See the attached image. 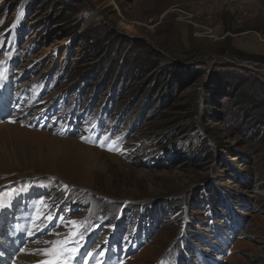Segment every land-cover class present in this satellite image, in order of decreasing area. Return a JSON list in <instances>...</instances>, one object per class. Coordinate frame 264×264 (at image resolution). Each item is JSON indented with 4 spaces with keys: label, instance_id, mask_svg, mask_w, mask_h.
Returning <instances> with one entry per match:
<instances>
[{
    "label": "rangeland",
    "instance_id": "374dc122",
    "mask_svg": "<svg viewBox=\"0 0 264 264\" xmlns=\"http://www.w3.org/2000/svg\"><path fill=\"white\" fill-rule=\"evenodd\" d=\"M189 1L0 0V124L35 151L48 132L118 155L89 186L0 169V209L69 230L52 253L30 239L43 262L264 264V0L242 22L217 4L220 41L179 19Z\"/></svg>",
    "mask_w": 264,
    "mask_h": 264
},
{
    "label": "bare ground",
    "instance_id": "6f19581e",
    "mask_svg": "<svg viewBox=\"0 0 264 264\" xmlns=\"http://www.w3.org/2000/svg\"><path fill=\"white\" fill-rule=\"evenodd\" d=\"M2 82L3 79H0V85ZM20 130L17 125L0 124V169L7 164H33L41 169L62 175L76 176L83 185L89 186L93 180L94 170L106 169L105 163L100 159L101 157H106L113 162L118 161V155L111 147L108 153H103L84 144L83 138L80 136L66 138L51 135L48 132L37 133L42 137L44 145L41 144L38 151H35L26 142L17 140ZM55 211L52 207H48L40 214V219H43L45 224L48 222L50 224L49 226H41L39 224L40 219L32 222L25 213L13 209L10 202H4V206L0 209V264H39L43 262L44 260L42 261L30 253L33 247L29 242L30 239L37 235L42 236L54 227L50 221L55 220ZM103 230L100 247L105 245L110 248L115 242L114 232L107 229ZM68 231L65 225L45 234L43 236V250L52 253L56 248L55 246L63 240ZM88 250L87 247L85 252ZM82 259L74 261L73 264H107L96 261L92 251H89L88 257L84 261ZM42 264L55 263L47 260Z\"/></svg>",
    "mask_w": 264,
    "mask_h": 264
},
{
    "label": "built area",
    "instance_id": "2783aa9c",
    "mask_svg": "<svg viewBox=\"0 0 264 264\" xmlns=\"http://www.w3.org/2000/svg\"><path fill=\"white\" fill-rule=\"evenodd\" d=\"M248 0H241V6L235 9L232 6L237 5L238 0H192L185 5L177 8V14L182 21L191 23L193 25L203 28L200 31L201 35L208 36L215 41H220L229 34L228 29H224L221 22H216L215 6L220 4L222 11L226 18L231 19L233 13L238 12L236 15V22H242L243 18L249 15ZM205 17L206 21H212L210 24L204 25L203 23L195 22L196 17Z\"/></svg>",
    "mask_w": 264,
    "mask_h": 264
},
{
    "label": "water",
    "instance_id": "95a60500",
    "mask_svg": "<svg viewBox=\"0 0 264 264\" xmlns=\"http://www.w3.org/2000/svg\"><path fill=\"white\" fill-rule=\"evenodd\" d=\"M152 46V45H151ZM161 51V50H160ZM242 63H244V61L243 62H240V64H242ZM252 64H257L256 62H253Z\"/></svg>",
    "mask_w": 264,
    "mask_h": 264
},
{
    "label": "snow or ice",
    "instance_id": "6c2138e0",
    "mask_svg": "<svg viewBox=\"0 0 264 264\" xmlns=\"http://www.w3.org/2000/svg\"><path fill=\"white\" fill-rule=\"evenodd\" d=\"M75 223V222H74Z\"/></svg>",
    "mask_w": 264,
    "mask_h": 264
}]
</instances>
